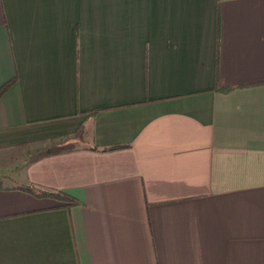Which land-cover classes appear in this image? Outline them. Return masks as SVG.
Returning a JSON list of instances; mask_svg holds the SVG:
<instances>
[{
    "label": "crops",
    "instance_id": "obj_1",
    "mask_svg": "<svg viewBox=\"0 0 264 264\" xmlns=\"http://www.w3.org/2000/svg\"><path fill=\"white\" fill-rule=\"evenodd\" d=\"M14 77L0 264H264V0H0Z\"/></svg>",
    "mask_w": 264,
    "mask_h": 264
},
{
    "label": "trees",
    "instance_id": "obj_2",
    "mask_svg": "<svg viewBox=\"0 0 264 264\" xmlns=\"http://www.w3.org/2000/svg\"><path fill=\"white\" fill-rule=\"evenodd\" d=\"M15 82H16V77L12 78L11 80L7 81L6 83L0 86V98L6 92V90L9 87H11ZM97 112L98 110L95 109V110H92L90 113L92 115H95ZM128 146L129 145H124V144H113V145L104 146V147L95 146L92 149L98 150V151H114V150L122 149ZM16 187L18 189L31 193L36 197H40V198L41 197H52V198L61 200L65 203L66 206H74V205L82 204V202L79 199L71 195H68L62 191H59V190H46L34 184H24V185L22 184V185H17Z\"/></svg>",
    "mask_w": 264,
    "mask_h": 264
}]
</instances>
